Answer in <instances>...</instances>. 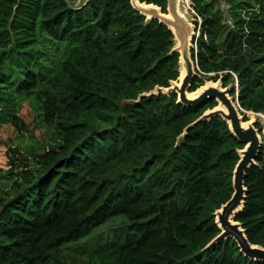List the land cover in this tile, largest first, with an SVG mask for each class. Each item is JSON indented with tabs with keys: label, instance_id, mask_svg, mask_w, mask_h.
<instances>
[{
	"label": "trees",
	"instance_id": "16d2710c",
	"mask_svg": "<svg viewBox=\"0 0 264 264\" xmlns=\"http://www.w3.org/2000/svg\"><path fill=\"white\" fill-rule=\"evenodd\" d=\"M75 1L0 0V125L29 136L26 104L45 141L8 148L0 264H65L69 246L114 223L81 250L86 264H264L232 238L210 245L243 145L219 116L195 123L214 99L186 106L156 90L179 76L171 30L131 0ZM138 1L167 13V0ZM190 1L200 23L188 92L219 81L264 116V0ZM254 127L262 144L234 221L264 248V127Z\"/></svg>",
	"mask_w": 264,
	"mask_h": 264
},
{
	"label": "water",
	"instance_id": "95a60500",
	"mask_svg": "<svg viewBox=\"0 0 264 264\" xmlns=\"http://www.w3.org/2000/svg\"><path fill=\"white\" fill-rule=\"evenodd\" d=\"M131 4L146 19L156 18L171 30L175 42L173 51L179 53L180 68L184 70L180 81H178V76L177 80L172 81L169 87L156 88V90L158 89L164 94L175 93L177 101L186 106H199L209 99H214L217 102V106L203 113L195 123L219 116L228 124L232 135L243 145V148L238 150L239 159L233 171L232 196L214 213L215 222L220 229V233L210 242V245L232 238L245 257L250 260L264 261V248L251 244L246 238L241 224L234 221L235 214L241 210L244 203L246 192L244 187L245 171L255 164L262 144L261 136L254 127L256 119L243 121L244 115L247 116L251 112L242 111L238 105L237 93L231 96L230 86L223 88L219 81L207 82L210 84L203 85L197 89L194 97L189 96L188 88L195 75V65L190 56L191 35L194 36L195 32L186 18L179 12L178 0H167L166 14L161 13L160 8L152 4L140 3L138 0H131ZM142 4L146 7H142ZM234 88L237 91V83L234 84ZM251 114L254 116L260 115ZM262 135L264 136V128Z\"/></svg>",
	"mask_w": 264,
	"mask_h": 264
},
{
	"label": "rangeland",
	"instance_id": "374dc122",
	"mask_svg": "<svg viewBox=\"0 0 264 264\" xmlns=\"http://www.w3.org/2000/svg\"><path fill=\"white\" fill-rule=\"evenodd\" d=\"M85 0H76L74 2L75 5H79ZM178 9L179 12L186 18V20L189 22V24L192 27V30L194 31L195 27V20L196 17L192 12H190L189 9H187L185 0H178ZM198 20V19H197ZM193 37V35H191ZM196 36V34H195ZM192 40V38H191ZM206 83L204 86H206ZM192 92L189 93V96L192 97V94L196 93ZM20 116L23 119V122L25 123L28 131L29 136L18 134L17 131L8 124L0 125V192L1 190H5L6 184L8 183L9 178H11L10 175H8V171L10 170L8 165L9 160V153L8 148H13L17 145L16 142H20L21 139L23 141L22 144L24 145H30L31 147L29 149H32L33 147L39 148L44 147V136L43 134L36 129V123L34 121V116L28 106L25 104L20 112ZM248 120L256 119V121H259L261 123V117L260 116H254L253 114H247ZM253 118V119H250ZM118 223H114L111 225H108L104 227L101 230H98V232H95L93 234L91 240H85L81 243H78L77 245H71L68 248V251L65 255V264H86V262L83 260V258L80 255V252L82 249H84L86 246H88L91 242H94L96 238L103 234H108L110 231L117 226ZM97 242V241H95Z\"/></svg>",
	"mask_w": 264,
	"mask_h": 264
},
{
	"label": "built area",
	"instance_id": "2783aa9c",
	"mask_svg": "<svg viewBox=\"0 0 264 264\" xmlns=\"http://www.w3.org/2000/svg\"><path fill=\"white\" fill-rule=\"evenodd\" d=\"M185 4H186L187 9H189L190 12H192L194 14V16L198 19L197 22L200 23L199 17L196 15V13L193 10V5H192L191 1L190 0H185ZM196 36H197V34H196ZM259 116L261 117V124L264 127V116L261 115V114Z\"/></svg>",
	"mask_w": 264,
	"mask_h": 264
},
{
	"label": "bare ground",
	"instance_id": "6f19581e",
	"mask_svg": "<svg viewBox=\"0 0 264 264\" xmlns=\"http://www.w3.org/2000/svg\"><path fill=\"white\" fill-rule=\"evenodd\" d=\"M142 7H146L145 5H141ZM148 7V6H147ZM183 74H184V70H183V68H180V70H179V79H178V81H180L181 80V78H182V76H183ZM197 93V92H196ZM196 93H194V94H192V97H194L195 95H196ZM251 114V113H250ZM249 115V114H248ZM250 119H253V118H250ZM244 125H246V123H244Z\"/></svg>",
	"mask_w": 264,
	"mask_h": 264
}]
</instances>
